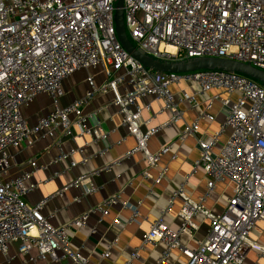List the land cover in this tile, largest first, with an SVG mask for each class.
Masks as SVG:
<instances>
[{"label": "built area", "instance_id": "built-area-1", "mask_svg": "<svg viewBox=\"0 0 264 264\" xmlns=\"http://www.w3.org/2000/svg\"><path fill=\"white\" fill-rule=\"evenodd\" d=\"M116 3L117 0H0V255L6 256L16 243L21 255L36 250L39 259L88 263L81 252L71 248L72 232L86 225L85 217L52 225L42 213L50 198L37 204L26 200L37 186L34 174L39 169L33 167L30 172L12 175L10 150L30 141L31 135L40 130L60 131L71 139L87 135L96 143L104 140L108 134L98 120L99 111L84 114V110L98 95L109 92L119 108L122 126L136 142L126 157L141 153L147 168H156L161 158L173 151L175 142H170L151 153L148 142L163 128L182 119V103L194 109L201 98L205 110L179 134L180 143L197 135L200 121L215 120L211 113L214 103L225 110L220 130L197 138L199 159L185 179L188 181L201 170L207 182L205 195L194 202L184 193L185 183L180 185L162 216L176 198L182 199L181 228L170 230L161 217L151 224L141 248L165 243L168 251L180 249L187 264H245L251 251L264 257V243L251 238L259 224L264 237V86L222 70L163 74L144 69L119 42ZM123 10L128 40L154 60L221 58L264 72V0H124ZM93 67L101 69L105 83L98 88L88 77L85 96L61 107L63 82ZM182 83L187 88H181ZM213 91L217 94H211ZM43 93L51 96L54 108L29 128L22 109ZM148 96L162 102L160 113L170 112L169 123L152 126L155 115L151 105L138 104ZM94 120L96 123L91 124ZM75 128L80 132L74 135ZM222 136L226 141L220 144ZM73 155L74 151L62 152L55 161L66 163L71 171L77 166ZM167 171L163 167L156 179L144 171L143 178L160 184ZM58 175L59 172L54 174ZM223 181L233 184V194L222 214L215 215L205 209L204 203L216 184ZM73 186H86L87 194L98 190L85 176L76 179ZM116 202L111 199L94 212L106 216ZM123 206L132 210V219L139 216L136 207ZM197 215L210 220L211 228L198 247L191 250L181 245L180 236L197 230L193 221ZM168 254L164 253L156 264H166ZM138 257V251H134L126 264Z\"/></svg>", "mask_w": 264, "mask_h": 264}, {"label": "crops", "instance_id": "crops-1", "mask_svg": "<svg viewBox=\"0 0 264 264\" xmlns=\"http://www.w3.org/2000/svg\"><path fill=\"white\" fill-rule=\"evenodd\" d=\"M88 77L94 79L98 88L106 81L99 67L74 73L62 84L64 97L60 100L61 107L85 96L89 90ZM181 88H187V85L182 83ZM176 90L177 88H173V91ZM211 94L217 93L213 91ZM198 102V107L194 109L187 103H182L180 105L183 111L182 119L166 126L149 140L148 150L151 153H156L170 142H175L173 151L163 156L156 168H147L141 153L126 157L127 153L135 148L136 142L122 126L119 108L113 104L111 93L105 92L98 95L84 110V114L99 111L98 120L104 132L108 134L104 140L96 143L87 135L71 139L63 136L60 131L40 130L31 135L30 141L10 150L11 174L17 176L22 172L32 171L33 167L39 169L34 174L37 186L26 196V200L37 204L50 198L42 213L55 227L85 217L86 225L72 232L71 248L81 252L87 258V264H126L134 251H138L139 257L132 264H156L166 252H169L166 264H187L188 259L180 249L168 251L165 243L149 244L143 249L141 247L143 237L149 232L151 224L161 217L170 230L178 231L181 228L182 220L179 213L184 205L182 199L176 198L169 211L162 216L173 191L180 185L185 183L184 193L194 202H199L207 191L206 177L201 170L194 173L188 181L185 179L191 175L199 159L197 138L218 132L224 121L225 110L219 103H214L211 113L215 120L200 121L197 135L188 136L180 143L179 134L192 125L196 117L205 110V101L200 98ZM138 104L141 107L151 105L152 113L155 115L153 127L169 123L170 112L160 113L161 101L148 96L140 99ZM53 108L51 96L43 93L32 103L25 105L22 112L29 128H33ZM144 117L148 118V115L145 113ZM95 123L96 120L91 122ZM72 131L74 135L80 132L77 128ZM225 141L226 137L222 136L220 144ZM76 150L78 152H75ZM71 151H74L72 159L77 166L70 171L66 163H56L55 158L62 152ZM163 167H167L168 171L160 184L143 178V172L148 171L156 179ZM58 172L59 175L54 176ZM84 176L91 178L92 183L98 188L96 193L87 194L86 186H73L76 179ZM232 194V183L229 181L217 183L211 196L204 203L205 209L215 215L222 214ZM111 199L117 202L110 207L106 216L94 212L96 207ZM123 204L136 207L139 216L132 219V210ZM193 221L197 225V230L192 234L185 233L180 236L181 245L191 250L198 247V243L206 238L211 228L210 220L201 215H197ZM18 246L16 243L12 244L6 256L0 255V264H72L65 259L59 262H53L48 257L39 259L36 250H32L27 256L21 255ZM245 264H264V257L251 251Z\"/></svg>", "mask_w": 264, "mask_h": 264}, {"label": "water", "instance_id": "water-1", "mask_svg": "<svg viewBox=\"0 0 264 264\" xmlns=\"http://www.w3.org/2000/svg\"><path fill=\"white\" fill-rule=\"evenodd\" d=\"M123 8L124 0H117L115 15L117 37L125 52L139 62L144 69L163 74H186L203 70H222L246 76L262 83L264 86L263 71L255 69L249 64L238 63L230 59L201 58L181 62H162L146 56L142 51L135 49L128 40L124 26Z\"/></svg>", "mask_w": 264, "mask_h": 264}, {"label": "rangeland", "instance_id": "rangeland-1", "mask_svg": "<svg viewBox=\"0 0 264 264\" xmlns=\"http://www.w3.org/2000/svg\"><path fill=\"white\" fill-rule=\"evenodd\" d=\"M262 229L263 226L261 224L258 225V227L253 231L251 238H256V240L264 243V237H262Z\"/></svg>", "mask_w": 264, "mask_h": 264}]
</instances>
